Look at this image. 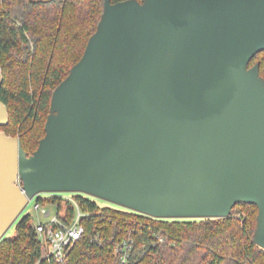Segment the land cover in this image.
I'll return each mask as SVG.
<instances>
[{
	"label": "water",
	"instance_id": "95a60500",
	"mask_svg": "<svg viewBox=\"0 0 264 264\" xmlns=\"http://www.w3.org/2000/svg\"><path fill=\"white\" fill-rule=\"evenodd\" d=\"M263 51L264 0H105L38 149L0 130V240L33 198L79 192L166 219L255 204L264 248Z\"/></svg>",
	"mask_w": 264,
	"mask_h": 264
},
{
	"label": "trees",
	"instance_id": "16d2710c",
	"mask_svg": "<svg viewBox=\"0 0 264 264\" xmlns=\"http://www.w3.org/2000/svg\"><path fill=\"white\" fill-rule=\"evenodd\" d=\"M104 6L105 0H0V99L9 111L0 130L19 137L29 156L46 135L53 93L83 57ZM257 63L264 78V51L250 67ZM49 195L38 200L65 204L63 218L71 222L76 205L59 193ZM74 199L85 232L64 261L44 257L34 217L25 214L16 237L0 240V264H124L115 246L130 237L135 254L127 264H264V248L254 241L255 204L239 203L226 218L180 221L101 206L85 194Z\"/></svg>",
	"mask_w": 264,
	"mask_h": 264
},
{
	"label": "built area",
	"instance_id": "2783aa9c",
	"mask_svg": "<svg viewBox=\"0 0 264 264\" xmlns=\"http://www.w3.org/2000/svg\"><path fill=\"white\" fill-rule=\"evenodd\" d=\"M48 194L50 193H46L45 195ZM39 196H44V194L42 193ZM39 196L35 197L34 209L45 217H51V212L46 208L48 204H44L42 201L38 200ZM65 199L72 201L77 208V213L71 222L66 221L63 216L57 214L52 217L51 221L48 223L40 222L36 224L37 233L43 243L44 257L54 256L58 261H64L67 258L85 232V228L81 223L84 213L79 208L74 197ZM134 250V241L130 237L117 243L115 246V255L122 263L127 264L134 256Z\"/></svg>",
	"mask_w": 264,
	"mask_h": 264
},
{
	"label": "rangeland",
	"instance_id": "374dc122",
	"mask_svg": "<svg viewBox=\"0 0 264 264\" xmlns=\"http://www.w3.org/2000/svg\"><path fill=\"white\" fill-rule=\"evenodd\" d=\"M45 197H50V195H45L46 193H43ZM61 194L65 199V198H72V197H75L76 195L78 194H85V193H79V192H63V193H59ZM89 197H91L92 199L96 200L101 206H119V205H116L114 203H111L109 201H106L104 199H101V198H97V197H94V196H91V195H88V194H85ZM66 200V199H65ZM35 201H36V198L33 199L32 201H30V203L28 204V206L26 207V209L23 211L22 215L19 217V219L12 225V227L7 231L5 237L6 238H15L16 235H17V225L19 223V221L21 220V218L25 215V214H31L33 217H34V220H35V223L38 224L40 222H43V223H48L51 221V218L56 216L57 214H60L61 216L64 215L65 213V209H66V205L64 204L61 208H58L57 205H47L46 208L48 211L51 212V217H45L43 215H41L40 212H37L35 209H34V206H35ZM172 220V219H171ZM173 220H180V221H194V220H197V221H201V219H173Z\"/></svg>",
	"mask_w": 264,
	"mask_h": 264
}]
</instances>
